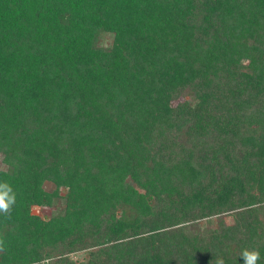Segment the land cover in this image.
Wrapping results in <instances>:
<instances>
[{
	"label": "trees",
	"instance_id": "obj_1",
	"mask_svg": "<svg viewBox=\"0 0 264 264\" xmlns=\"http://www.w3.org/2000/svg\"><path fill=\"white\" fill-rule=\"evenodd\" d=\"M4 182L0 264H264V0H0Z\"/></svg>",
	"mask_w": 264,
	"mask_h": 264
},
{
	"label": "clouds",
	"instance_id": "obj_2",
	"mask_svg": "<svg viewBox=\"0 0 264 264\" xmlns=\"http://www.w3.org/2000/svg\"><path fill=\"white\" fill-rule=\"evenodd\" d=\"M15 204V194L11 186L4 182L0 183V213L4 215H10L12 206ZM3 242L0 241V251H3ZM244 264H257L260 259V254L257 250H248L244 249L240 257ZM210 264H224L222 258H216L214 261H211Z\"/></svg>",
	"mask_w": 264,
	"mask_h": 264
},
{
	"label": "rangeland",
	"instance_id": "obj_3",
	"mask_svg": "<svg viewBox=\"0 0 264 264\" xmlns=\"http://www.w3.org/2000/svg\"><path fill=\"white\" fill-rule=\"evenodd\" d=\"M104 40H105V43L106 44H109V42L111 43L112 37L106 36L104 38ZM34 213L37 214V215H40L42 217L50 216V214H51V212L49 210H41L39 208H35L34 209ZM230 221L233 222L232 219Z\"/></svg>",
	"mask_w": 264,
	"mask_h": 264
}]
</instances>
